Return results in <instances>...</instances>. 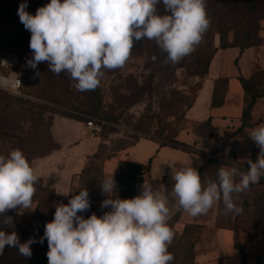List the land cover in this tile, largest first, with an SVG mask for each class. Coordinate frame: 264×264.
<instances>
[{"label":"clouds","instance_id":"1","mask_svg":"<svg viewBox=\"0 0 264 264\" xmlns=\"http://www.w3.org/2000/svg\"><path fill=\"white\" fill-rule=\"evenodd\" d=\"M161 2L164 14L157 10ZM26 8L22 3L18 15L31 33L29 65L47 62L49 71L68 73L81 92L94 90L103 70L122 68L134 41L155 40L167 54L165 63H179L195 50L211 23L206 0H50L35 15ZM249 135L260 152L256 161H247L246 171L221 167L217 180L202 183L197 168L182 167L173 172L170 193L144 184L142 194L131 199L113 198V175L101 182L109 197L101 207L111 208L102 216L78 215L90 208L87 188L67 204L56 205L54 219L40 239L48 242V264H171L174 257L168 248L174 233L168 224V201L192 217L206 214L221 200L226 212H242L233 194L243 193L264 176V123ZM38 180L34 162L22 150L0 155V214L18 206L30 209ZM3 223L11 225L13 220L6 217ZM35 242L20 243L15 232L0 230V253L7 245L31 257Z\"/></svg>","mask_w":264,"mask_h":264},{"label":"trees","instance_id":"2","mask_svg":"<svg viewBox=\"0 0 264 264\" xmlns=\"http://www.w3.org/2000/svg\"><path fill=\"white\" fill-rule=\"evenodd\" d=\"M25 2L27 3L25 11L31 15H35L37 9L49 4L50 0H0V20H3L2 26L9 36L7 45L15 46L21 59L28 63L33 57V53L29 47L31 33L25 29L18 15L20 5ZM157 10L160 14H164L162 2L157 5ZM206 11L211 21L208 27V34L212 28L216 27L218 29L216 32L221 35L220 46H216L213 41L211 42V39H207L208 43L205 46L200 44V49L197 52H192L190 55L185 56L179 63L173 64L164 62L167 54L161 51L155 40L142 39L141 41H134L133 50L135 52H140V55L145 57V60L149 62V66H153V69L161 74L164 79H167V82L175 78L177 70L179 69L189 70L191 71L190 74L202 79L198 91L188 103L186 110L192 106L198 92L202 88L203 81L209 74L211 61L219 47H238L243 51L246 48H251L256 44L262 43V38L258 33H255L256 29L253 27L252 21L257 20L260 16L264 18V0H206ZM226 28L235 30L236 35L234 41H229L225 38L224 34ZM238 32L242 35L240 36ZM0 53L4 56L12 54L6 53L5 51L3 52L2 50H0ZM153 56L156 57L155 61L152 59ZM20 57L18 56L20 64L24 63ZM17 68L18 67H14V69ZM1 69L5 70L4 68ZM35 70L41 74L43 82L36 97L42 101H47L51 106L33 102L29 97L31 95L25 90L24 79L23 93L25 96H17L20 101V107L11 123L13 133H11V131L7 133L8 136L13 137L16 144L15 149L22 150L30 162L59 149L60 145L54 141L51 131L54 114H60L78 121H85L84 115L103 116L116 119V115L103 114L105 104L102 93L103 89L100 84L94 90L81 92L77 91L74 87L76 82L70 78L68 73L61 72L57 75L49 71L47 62L40 63ZM115 70H119V68ZM153 77L154 76H152V78ZM256 77H262L263 83H258ZM152 78L149 81L150 83L153 81ZM238 79L245 92L242 125L235 131H226L223 135L215 137L219 144L218 147L211 152L212 156L205 158L202 166L198 169L202 183H206L209 180H217L218 178L217 173L223 162L214 156L223 158L225 156L224 152L229 148L227 158L229 160L236 159V149L233 140L240 129L252 127L254 125L252 121L253 108L259 99L264 98V69H261L260 73H254L253 76L249 78L240 75ZM227 83V78H220L216 81L212 106L222 105ZM129 86L130 85L122 88L123 91L121 89L117 90V97L115 100L117 106L112 107V113L116 112L119 107H125L127 109L142 100L141 98L145 92L143 89L147 90L146 88L150 87L148 82L139 89L129 88ZM126 90H128L130 94H128ZM75 91L78 92V97H82L81 101L73 95ZM54 105L60 106V108L77 111L78 113L69 112L65 109H58L55 108ZM175 105L176 104L173 106ZM46 112L49 113L48 116H46ZM22 123L31 124V129L26 131ZM177 133L173 135L169 141L176 142L175 137ZM134 143L125 147H120L119 150L132 146ZM98 152H100V148ZM98 152L89 156L81 173L73 176L69 199H63L54 188L44 185L41 180H38L34 185L37 193L35 191L33 197L37 201V206L30 218L28 215L11 212L12 218L18 228L19 234L17 235L21 236L23 243L29 239L36 241L31 245L32 255L29 259V264H48L47 252L49 248L47 239H44L43 243H40L41 237L44 236L45 226L54 219L56 205L60 203L67 204L71 197L78 195L79 191L82 190L85 185L96 188L98 190V195L95 198L89 197L90 208L85 212L78 213V215H82L87 219L93 213L102 216L105 212L111 210L110 207L102 208L101 200L100 202L96 201L97 198L99 199L102 197V179L99 180L98 176L94 174L93 169L89 166V161L93 158H97L99 155ZM150 169L151 161L145 165L130 159L121 160L119 163V172L114 175L120 187L118 198H135L136 184L143 181L144 175L149 172ZM79 184H81V187H78ZM263 185L264 176H261L257 183L250 185L249 189L240 193V195L246 196L241 205L243 213H250L251 215L254 234H264V188H261ZM249 193L252 195L251 199L248 197ZM235 195L234 193L233 197ZM223 207L224 205L221 200L219 201V213L216 226L234 230L235 246L241 254L242 264H246L245 251L243 246L238 243V229L240 225V222H238L239 215H236L234 220L232 219V213L225 212L221 215ZM250 208H253L252 212H250ZM179 218L180 211L177 212L173 218L168 220L171 230H175L178 233L176 242H171L168 248V251L174 257L171 264H194L196 244L201 238L203 226L187 224L180 232L176 230V224ZM26 223H28L27 227H25ZM184 247H188L187 251H184Z\"/></svg>","mask_w":264,"mask_h":264},{"label":"crops","instance_id":"3","mask_svg":"<svg viewBox=\"0 0 264 264\" xmlns=\"http://www.w3.org/2000/svg\"><path fill=\"white\" fill-rule=\"evenodd\" d=\"M227 50H236L233 59H238L240 71L227 72L225 68ZM260 50L264 48L251 47L241 51L238 47H219L211 61L209 74L203 81L202 88L192 106L185 112V124L178 131L175 137L176 142L163 144L157 138L142 137L132 146L122 150V159H130L145 165L151 161L150 171L144 175L143 181L136 184V196L142 194L144 184L151 185L153 189H160L162 193H170L175 184L172 179L173 172L187 166L199 169L205 158L212 156L211 152L218 147L215 137L241 127L245 92L238 77L242 75L249 78L253 76L256 69H264V54ZM245 60L246 66H244ZM220 78L228 79L224 100L222 105L212 106L215 84ZM252 121L254 125L240 129L233 140L236 159L227 158L229 151L227 148L220 168L234 167L243 172L247 170L249 159L257 160L260 149L249 133L256 126L264 123V98L259 99L255 104ZM81 127L79 121L56 116L51 131L54 141L60 145L59 149L32 161L39 180L44 185L54 188L66 200L70 197L73 176L81 173L89 156L96 154L100 147L97 136L89 137ZM108 166H110V172L118 171L119 166L116 161H108L106 167ZM66 193L68 194L65 195ZM36 206L37 201L33 198L30 209H22L18 206L16 209L0 214V230L9 234L12 232L18 234L11 212L27 215L35 212ZM167 206L170 209L169 220L180 211V218L176 224L180 232L187 224L203 226L201 238L196 244L194 264H242L241 254L235 246L234 230L216 226L219 201L206 214L197 217L190 216L174 205L171 200L168 201ZM6 217L12 218L11 225L3 223ZM17 236L20 243H23L19 235ZM29 259L30 257L21 255L18 247L6 245L3 253H0V264H29Z\"/></svg>","mask_w":264,"mask_h":264},{"label":"rangeland","instance_id":"4","mask_svg":"<svg viewBox=\"0 0 264 264\" xmlns=\"http://www.w3.org/2000/svg\"><path fill=\"white\" fill-rule=\"evenodd\" d=\"M2 24L3 20H0V50L3 52L5 51L6 53L16 54L20 57L15 46L7 45L9 36L4 30ZM252 24L256 29L255 33H258L262 38L261 44H256L252 47L263 49L264 18L260 16V18L257 20H253ZM208 30L209 29H207V31L204 33L201 42L195 47L193 52H197L200 49V44L205 46L208 43L207 39H211V42L213 41L216 46H220L221 35L216 32L218 29L216 27L212 28L209 34ZM225 31V38H227L229 41H234L236 35L235 30L226 28ZM238 33L240 36L242 35L240 32ZM234 51L236 50L226 51L228 57L225 61V68L228 73H234L241 70L238 59H233L235 55ZM260 51L264 54V50ZM21 60L23 61V59ZM246 64L247 62L245 60L244 66H246ZM103 71L104 75L100 81V86L103 89L102 93L105 104L103 108V114L116 115V119H110L103 116L97 117L84 115L85 121H87L90 117H95L106 121V124L102 130L96 135L100 141V152H98L99 155L97 158H93L89 161V166H91L93 169L94 174L98 176V179H102V182L106 178H111L113 175L119 172V168L115 173L112 171L110 172V166L106 167V164L108 161H116L119 166L120 161L123 160V149L119 150L120 147L128 146L142 137L157 138L162 143L171 142L169 141L170 138L175 135L182 126H184V114L186 112L187 105L198 91L199 85L202 82L200 77L190 74L191 71L185 69L177 70L175 78L167 82V79H164L161 74L157 73L153 69V66H149V62L145 60V57L140 55V52H135L134 50H132L129 60L122 68L114 71L107 69ZM16 72L22 76L23 82L25 79V90L29 93V95H31L29 97L33 102L51 106V104L47 101H42L36 97V94H38L39 90L41 89L43 82L41 74H39L35 68H32L29 63L24 62L21 63V66L16 69ZM254 73H260V70L256 69ZM152 76L154 77L152 78ZM151 78L153 81L150 83L149 81ZM256 81L258 83H263V78L256 77ZM147 82L150 87L146 88L147 90L143 89L145 92L141 98L142 100L127 109L125 107H119L117 108L118 110L116 112L112 113V107L117 106V102L115 103L117 90H122V88L125 86L127 87L128 85H130L129 88L139 89L140 87L145 86ZM77 91H75L73 95L77 97L79 101H81L82 97L77 96ZM126 91L128 94H130L128 90ZM174 104L176 105L173 106ZM54 106L58 109H65L60 108V106L57 105ZM19 107L20 101L16 95L0 89V155H4L6 157L12 150L16 148L13 137L8 136L7 133L9 131L13 133V127H11V123L13 122L15 118L14 115L19 110ZM65 110L78 113L77 111L70 109ZM48 115L49 113L46 112V116ZM56 116L62 115L54 114L53 121ZM85 121L79 122L83 123ZM22 125L26 131L31 129V124L29 123H22ZM78 187H81V184H79ZM85 188H87L89 192V197H97L98 190L96 188L90 185H85L82 190ZM261 188H264V185ZM119 189L120 187L118 185V181L115 179V191L113 193V198L119 197ZM245 197L246 196L240 195L239 193L233 198L235 203L239 207H242L241 203ZM248 197L251 199L252 195L249 193ZM108 198V195L102 192V197L99 199L97 198L96 201L100 202L101 200V202H103ZM252 210L253 208H250V212H252ZM225 212V207H223L221 215H223ZM231 213L233 220L236 215H239L238 222H240V225L238 229V243L243 246L245 251L246 264H264V234L253 233L250 213H243V211L240 213ZM32 214L33 212L28 213L27 215L30 218ZM27 226L28 223L25 224V227ZM172 231L174 233L172 242H176L178 233L175 230ZM19 237L21 238L20 235ZM187 249L188 247H184V251H187Z\"/></svg>","mask_w":264,"mask_h":264},{"label":"built area","instance_id":"5","mask_svg":"<svg viewBox=\"0 0 264 264\" xmlns=\"http://www.w3.org/2000/svg\"><path fill=\"white\" fill-rule=\"evenodd\" d=\"M21 66L18 56L16 54L2 55L0 53V89L7 91L16 96H25L23 93V78L16 72L14 67ZM4 68L5 70H2ZM106 121L103 119H98L95 117H90L87 121L81 123L82 130L91 138L96 137V135L102 130ZM221 161L222 158L216 157Z\"/></svg>","mask_w":264,"mask_h":264}]
</instances>
